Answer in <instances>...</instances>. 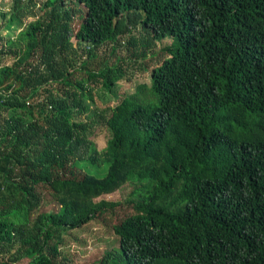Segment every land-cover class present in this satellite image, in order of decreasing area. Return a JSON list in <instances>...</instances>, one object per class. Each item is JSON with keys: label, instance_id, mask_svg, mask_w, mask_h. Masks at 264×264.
<instances>
[{"label": "trees", "instance_id": "obj_1", "mask_svg": "<svg viewBox=\"0 0 264 264\" xmlns=\"http://www.w3.org/2000/svg\"><path fill=\"white\" fill-rule=\"evenodd\" d=\"M40 9L17 40L0 30V264H74L64 235L106 213L117 245L93 264H264V0ZM135 68L151 81L117 92ZM88 99L101 151L75 119ZM127 182L130 211L96 201Z\"/></svg>", "mask_w": 264, "mask_h": 264}, {"label": "rangeland", "instance_id": "obj_2", "mask_svg": "<svg viewBox=\"0 0 264 264\" xmlns=\"http://www.w3.org/2000/svg\"><path fill=\"white\" fill-rule=\"evenodd\" d=\"M45 1L46 0H19V2H17L16 0H0V7L4 13H6L4 16L0 15V30L2 35L17 40L19 31L22 30L29 21L37 19L39 15L44 13V10L40 8L45 3ZM18 3L20 4V10L22 13H20L22 23L9 29L5 23L9 18L10 13H12V11L17 8ZM75 24H78L77 19L75 20ZM73 40L75 43H77L75 37H73ZM111 45L112 43L108 44L107 46L110 47ZM107 46L102 45L99 47L97 52L100 54V58L105 57L107 60H109V62H111L113 61V56H111V53H108V48H106ZM161 46L162 43L158 44V47ZM82 47L87 49L86 45H82ZM119 50L118 52H120V54H125V49ZM83 57L85 58L86 55H83ZM13 61L14 55L0 56V66L10 64ZM83 75L84 73L82 72L77 73V76L79 77ZM128 75L130 76H125L117 81V92L131 93L135 90L138 83H149L151 81L150 70H138L135 68L131 69ZM103 98L106 99L107 95H104ZM100 100L103 105L104 100ZM87 102L90 109L84 113L77 115L75 114V119L83 120L88 123V139L93 141L96 144L98 150L101 151L106 145V139L109 137V131L106 126L102 124L100 118L93 113L95 104H93L90 99H88ZM109 102L110 105H114L115 99L111 98ZM22 115H24L25 118H28V115L24 113H22ZM132 189H134L133 183L127 182L112 192L104 193V195H101V197L96 198V201L104 199L107 201L119 202L115 213L121 216L124 211L131 210L129 199L134 198L132 195ZM46 191L48 192V196L45 200L46 202L44 209H58L59 202L53 197L49 189ZM110 218L111 215L106 213L105 216H103L100 220L90 221L79 229L70 230L64 235V242L61 244V247L65 251L69 252L70 259L74 264H93L101 258V255L105 249L117 245L116 236L113 233L111 227L108 226L110 224Z\"/></svg>", "mask_w": 264, "mask_h": 264}]
</instances>
